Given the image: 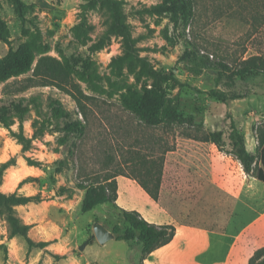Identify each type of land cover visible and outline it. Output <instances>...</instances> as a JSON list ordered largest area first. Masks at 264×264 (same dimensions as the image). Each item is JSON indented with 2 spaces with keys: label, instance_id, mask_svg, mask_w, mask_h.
<instances>
[{
  "label": "rangeland",
  "instance_id": "1",
  "mask_svg": "<svg viewBox=\"0 0 264 264\" xmlns=\"http://www.w3.org/2000/svg\"><path fill=\"white\" fill-rule=\"evenodd\" d=\"M114 1L126 30L96 0H0V62L23 49L34 55L27 73L0 81V168L13 162L0 192L41 200L15 210L39 237L50 230V248L78 259L71 264H142L139 251L117 239L129 226L120 211L104 204L84 213L79 184L142 177L144 162L160 156L165 162L182 142H212L209 132H222L227 150L233 120L246 142H261L264 133V76L228 86L202 63L209 56L236 67L264 56V0H194L187 28L161 9L163 0ZM186 50H196L197 60L182 59ZM215 91L244 97L223 102ZM129 92L178 98L180 114L193 115L197 127L144 125L121 106V94ZM51 101L60 102L70 120L57 118ZM73 121L86 125L84 135L64 131ZM20 137L32 140L26 152ZM122 199L150 212L138 193ZM95 223L111 232L119 226L120 234L101 245ZM9 234L0 217V264H66L62 255ZM86 242L96 243L81 251Z\"/></svg>",
  "mask_w": 264,
  "mask_h": 264
},
{
  "label": "crops",
  "instance_id": "2",
  "mask_svg": "<svg viewBox=\"0 0 264 264\" xmlns=\"http://www.w3.org/2000/svg\"><path fill=\"white\" fill-rule=\"evenodd\" d=\"M228 146L224 150L225 142L220 148L213 142H182L177 149L169 150L158 201L135 178H116L117 205H122L123 194L133 197L138 193L150 207L148 215L131 203L122 205L125 210L138 212L149 223L173 225L176 229L171 243L143 261L142 242L126 241L130 252L139 251L142 264H249L254 253L264 248V183L255 173L244 171L232 154L230 142ZM262 147L260 142H246L248 152L257 156ZM260 168L258 164L255 170ZM177 202L186 203L185 207H177ZM46 232L39 237L33 227L29 237L51 242L45 254L62 255L66 264L78 261L66 258L56 248L52 250L55 240L48 238L50 230ZM224 249L226 253L222 254Z\"/></svg>",
  "mask_w": 264,
  "mask_h": 264
},
{
  "label": "trees",
  "instance_id": "3",
  "mask_svg": "<svg viewBox=\"0 0 264 264\" xmlns=\"http://www.w3.org/2000/svg\"><path fill=\"white\" fill-rule=\"evenodd\" d=\"M112 13V19L117 26L126 30L124 24L125 17L121 13L118 2L114 0H96ZM195 1L194 0H163L161 9L168 13L176 24L183 25L187 28L195 17ZM1 27V24H0ZM3 30H0L2 34ZM6 40V37L2 38ZM198 54L196 50H186L182 59H188L192 62L197 60ZM34 55L28 50L23 49L17 53L11 54L4 61L0 62V81L5 82L12 77H17L27 73L33 63ZM205 68H215L218 70L217 82H226V85L233 86L236 81L247 82L251 78L264 76V56H254L244 62H241L236 67H231L225 62H213L209 56L203 59ZM212 96L217 100L226 102L228 100L241 99L244 96L238 94L228 95L224 92H212ZM178 98H166L160 96L156 100H151L147 94L143 93H123L121 94L120 103L122 108L133 115L138 121L148 127L170 126V127H197L193 115L183 116L178 110ZM49 107L57 118L70 120V113L64 109L62 104L58 101H51ZM64 131L67 134L84 135L86 125L81 121L67 122ZM208 139L212 141L219 148L224 146L222 132H209ZM230 145L232 147V154L240 161L244 171L248 174L255 173L256 178L264 183V133L261 136L260 143L263 145L259 155H254L248 152L246 148V139L243 132H241L236 123L231 121ZM23 151H28L32 140L20 137ZM30 166L41 167V163L31 158H27ZM142 163V162H141ZM164 156H160L157 160L152 162H144V173L142 177L135 178L141 187L148 193V195L155 201L159 200L160 189L163 177ZM261 164L259 170H255L256 166ZM13 165L12 161L3 163L0 168V186L6 170ZM27 180L20 185L25 184ZM78 187L85 191L82 201V211L84 213L92 211L99 205L111 204L120 211L125 223L129 226L124 234L117 237L122 241H134L138 239L143 244L142 261L146 256L155 250L164 247L172 242L175 237L176 229L173 225H155L149 223L141 214L136 211L123 210L117 205L118 200V186L114 179L108 178L104 181H88L78 185ZM39 203L41 200L34 197H23L17 193L6 195L0 192V217L8 224L9 237L11 240L16 236L23 237L30 247L45 249L51 242H35L29 237V232L32 228L27 225L18 216L15 208L29 203ZM115 234H120L119 226L113 230ZM61 258L60 256H55ZM142 263V262H141ZM249 264H264V248L257 250L249 260Z\"/></svg>",
  "mask_w": 264,
  "mask_h": 264
},
{
  "label": "water",
  "instance_id": "4",
  "mask_svg": "<svg viewBox=\"0 0 264 264\" xmlns=\"http://www.w3.org/2000/svg\"><path fill=\"white\" fill-rule=\"evenodd\" d=\"M95 238L99 244L105 245L106 243L110 242L111 240H115V234L107 229L104 225L100 223H95L93 226ZM88 242L83 244L80 247V250L83 251L88 246Z\"/></svg>",
  "mask_w": 264,
  "mask_h": 264
}]
</instances>
